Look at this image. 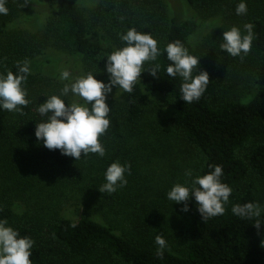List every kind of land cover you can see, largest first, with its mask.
<instances>
[{
	"label": "trees",
	"instance_id": "16d2710c",
	"mask_svg": "<svg viewBox=\"0 0 264 264\" xmlns=\"http://www.w3.org/2000/svg\"><path fill=\"white\" fill-rule=\"evenodd\" d=\"M52 1L54 12L47 26L48 33L60 48L78 56L87 72L101 69L96 73L97 79H108V74L103 71L105 55L114 50V46L124 45L120 35L131 27L150 33L161 49L156 62L145 63V67L159 63L160 73L153 76L145 69L132 93L122 91V99L114 104V110L109 114L106 137L113 142L125 140L128 129L144 112L145 91L163 93L170 97L176 110L174 126L200 159L195 175L209 171V165H222L221 179L231 186L232 193L229 203L224 205L225 213L206 222L194 197L183 202L189 209L181 213L183 246L176 251L167 248L163 258L156 255V246L143 244L116 227L87 215L78 221L53 216L39 229L32 221L16 219L6 196L0 202V218H6L22 236L34 240L32 264H50V259L59 251L69 256H88L90 264H264V204L259 202L254 180L256 176L264 179V17L250 13L247 18L248 23L254 25L255 33L251 46L257 59L253 96L246 101L217 102L220 83L213 68V49H209L199 57L200 69L209 73L207 89L198 101L185 103L179 96L180 79L167 76L165 69L170 62L163 49L175 40L188 48L195 22L178 17L165 20L158 0H102L92 11L91 20L81 10L78 0ZM187 2L201 10L209 8L216 0ZM238 3L239 0H230L232 5ZM103 33L111 41L108 45L103 40ZM29 55L30 52L21 48L9 53L0 52V72H16L17 62L29 61ZM30 81L31 72L23 81L25 89ZM27 99L29 103L22 106L20 112L0 111V136L24 147H36L41 161L54 168H66L71 156L37 142L35 127L39 119L28 95ZM246 202L258 203L261 215L249 219L232 213L234 204ZM256 223H260L259 227Z\"/></svg>",
	"mask_w": 264,
	"mask_h": 264
},
{
	"label": "rangeland",
	"instance_id": "374dc122",
	"mask_svg": "<svg viewBox=\"0 0 264 264\" xmlns=\"http://www.w3.org/2000/svg\"><path fill=\"white\" fill-rule=\"evenodd\" d=\"M101 1L78 0L88 20ZM158 2L165 20L178 17L195 22L188 40L190 53L200 57L213 49V68L220 83L217 102L249 100L255 92L257 59L251 50L242 57L229 56L226 50L220 49V38L233 25L243 30L250 13L264 17V0H247L248 10L244 15L236 14L237 4H230V0H216L201 10L187 0ZM6 6L8 14L0 15V52L9 53L15 48L30 52L31 81L26 90L40 121L38 105L46 96L58 94L67 83L60 79L61 72L68 70L74 79L87 70L78 56L60 48L48 33L47 26L54 12L52 0H28V3L6 0ZM104 34L103 40L108 45L111 41ZM121 94L122 90L114 87L107 95L111 111L122 99ZM66 99L82 102L71 92ZM176 114L169 96L145 91L144 112L128 129L125 140L113 142L103 134L99 138L106 149L103 157L95 153L79 160L71 157L63 169L41 161L36 147H24L0 136V202L8 196L15 218L32 221L39 229L53 216L78 221L87 215L143 244L157 247L155 236L161 234L167 240L168 249L180 250L183 202L167 200L166 193L177 182L190 185L192 178L185 176V171L191 169L194 176L200 159L174 126ZM114 160L130 165V172L125 173L127 184L116 192L102 193L99 187L105 182V169ZM254 180L259 202L264 204V179L256 176ZM87 259L88 256H69L59 251L50 259V264H90Z\"/></svg>",
	"mask_w": 264,
	"mask_h": 264
},
{
	"label": "clouds",
	"instance_id": "9594fccd",
	"mask_svg": "<svg viewBox=\"0 0 264 264\" xmlns=\"http://www.w3.org/2000/svg\"><path fill=\"white\" fill-rule=\"evenodd\" d=\"M24 2L28 3V0ZM247 10L246 0H239L236 14L244 15ZM8 12L6 0H0V15H7ZM254 35V25L250 22L243 25V30L233 25L223 31L220 49L226 50L229 56L242 57L250 52ZM120 39L124 45L105 55L107 59L103 71L108 74L107 82L96 78V73L101 69L83 73L74 79L68 70L61 72L60 79L67 83L58 94L46 96L37 108L42 117L39 122L36 121L35 127L38 143L50 150L59 149L61 154L75 160L90 153L100 157L105 155L106 149L99 138L110 126L111 107L106 102L107 95L114 87L117 91L132 93L145 69L150 70L153 76L160 73L159 63L145 67L146 62H156L161 55L158 42L150 33L131 27L120 35ZM163 51L170 62L165 69L167 76L180 79L179 96L185 103L198 101L210 82L209 73L199 67V57L190 53L179 40L169 42ZM16 67V72H0V111L20 112L22 106L29 103L23 81L31 72L30 62L18 61ZM69 92L82 102H68L66 97ZM208 167L209 171L195 176L191 169L186 170L185 176L192 178L190 185L177 182L166 193L167 200L177 203L194 197L205 222L225 213L224 205L229 203L232 193L231 186L221 179L223 166L217 164ZM126 172H130V165L122 164L119 160L112 161L105 169V182L99 191L113 193L124 187L127 184ZM182 210H189L186 203ZM231 211L241 218L261 215L259 204L254 202L234 204ZM255 225L259 227L260 223ZM154 243L157 245L156 255L163 258L168 247L167 240L157 234ZM33 245L34 240L30 236H22L6 218H0V264H32Z\"/></svg>",
	"mask_w": 264,
	"mask_h": 264
}]
</instances>
